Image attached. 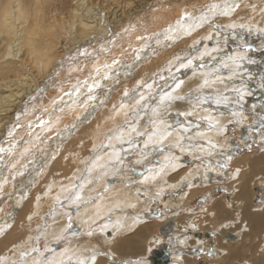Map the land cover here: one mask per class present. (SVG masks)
<instances>
[{
  "label": "bare ground",
  "instance_id": "bare-ground-1",
  "mask_svg": "<svg viewBox=\"0 0 264 264\" xmlns=\"http://www.w3.org/2000/svg\"><path fill=\"white\" fill-rule=\"evenodd\" d=\"M45 1L58 2V8L54 6L53 11L45 12L41 5ZM119 1L123 4L121 5ZM119 1L0 0V148L5 149V151L0 152V174L2 171H6V165L3 166V164L7 157L5 156L3 161L2 155L10 147L12 139H19L20 143L24 145L20 151L16 150L15 153L16 159L13 163L18 168L11 181L12 184H10L9 190H6L0 196L2 204L0 210L5 204L3 212H0V236L5 230L4 224L9 223V226H14L11 235L5 234L0 237V252L4 251V254L8 247H12L16 251L13 253L15 255L19 252V249L31 248V230L36 224L35 213L39 212V208L43 203L62 196L65 201L77 200L79 202L82 199H91L93 195L98 194L99 184H101L99 180L104 181L106 172L108 173L111 169L108 162L114 159L115 154L121 153L118 150V145L114 142L118 136L116 138L112 136L109 139L111 133H113L112 127L117 121L122 120L121 117L113 120V117H117L119 113H124L127 109L125 107L128 105L127 103H134L138 100L137 98L142 97V92L148 86V77L144 78L146 75L173 65L178 60L179 55L187 53L191 50V47L198 45L199 37L204 32L200 33L202 27L211 20H218L222 23L221 26L223 27H214L216 34L219 30L221 32L243 30L241 24L235 22L240 15V11L246 12V14L242 13V19H247L248 22L255 18L264 19V11L258 0H256L257 2L255 0H208L201 7L192 5V2L197 0ZM214 5L215 8H213ZM156 17L160 18L159 23L153 24L152 21ZM168 19L170 20L167 21ZM24 21L28 22L23 23ZM166 21L168 25H166ZM133 24L135 25L131 26ZM245 27L250 31L256 29V25L250 23H246ZM142 28L149 30L145 32ZM209 30H206V32ZM157 31L159 32L157 33ZM198 31L199 33H196ZM124 43H127V45L122 49ZM119 50L121 52H118ZM162 53H165V55L158 58L157 55ZM156 57L157 59H155ZM204 57L205 55L193 59V65L186 69L189 72L185 73L180 80L174 79L164 88L163 92L161 91L162 93L159 94L161 100L166 99L170 92L171 94H178L180 97V93L184 94L183 92L191 90L190 88L197 85V83H204V80L207 83L206 79H211L207 84L220 86L218 90L228 88L229 84L235 86V83L239 81H252L250 75L253 72L248 68H254V66L245 63L243 59L235 58V55L228 58L225 55H218L208 60H204ZM239 57L241 58V56ZM151 60H154L150 63L151 66L147 65ZM26 61L38 68L41 73L40 82H30L32 79L30 74L26 72V66L24 65ZM62 68H66L68 73H79V76H81L80 87L78 86L76 90L69 89L63 93L62 90H65L67 86H62V89L56 88L54 89L56 93L53 94L49 102L45 104L34 102L31 104L34 100H41L39 99L40 96H44L42 91L47 90L48 86H52V79ZM93 68L99 70V74L93 78L90 76L88 78L82 77L84 73ZM228 70L234 72L226 73ZM122 71L125 73L124 76L120 77ZM138 72H143V74L140 75ZM56 82L58 81L56 80ZM71 82L64 84L70 86ZM120 84H128L127 88L124 89V96L114 94V90ZM57 97L58 99H56ZM86 97L87 102L82 99ZM187 97H190V95L181 97V99L184 100ZM226 97H221L220 100H213L212 102L210 97L208 99L204 96L205 101L201 100L197 103L188 101L189 99H185V101L175 99L176 104L162 109L161 112L165 113L166 111V113L161 119L158 118V121L154 124L155 127H158L157 132L153 133L152 136H147L144 139L142 148L137 149L135 152L143 154L150 150L149 147L160 144H165L178 151L163 152L151 164L146 162L147 164L144 165L140 160L136 166H133L134 168L126 170L125 179L156 182L160 177L163 178L164 171H172L173 173L174 170L178 171L177 169L183 168L182 171L175 173L172 178L167 180L168 184L174 187L181 184L183 179L191 181L193 176L201 174L199 172L202 169L196 166L194 168H192L193 166H187L184 159H182V154L179 155V153H187L196 158L208 154L212 150L214 151L215 139L219 137L220 129L228 118L234 117L232 108L235 105L233 103L238 100L237 96L233 94ZM119 98L125 99V102L121 104ZM35 103L40 106L38 107L39 110H42L38 111L36 107V113L32 114L34 113L32 111L36 105ZM231 105L234 106L231 107ZM179 110L181 111L179 112ZM182 112H185V114L182 115ZM41 119L44 121L43 123H41ZM170 125L174 126L173 130L167 129ZM208 125L213 127L208 130H200L195 134L191 133L194 134L191 137L183 135L186 134L185 132L180 134L181 128L187 130L189 127L199 126L203 128ZM54 129L56 131L51 135ZM120 134L122 135V132ZM105 135H107V143L100 146L98 156L93 158L92 163L89 165L91 169L89 174H92V176L86 179V186L81 189L78 188L79 190L67 199L66 196H69L68 191L71 189L69 184L72 178L75 177L76 172L79 171V169H76V172L68 173L72 167L68 165H70V162L80 165L81 161H77V159H80L79 155L82 149L94 148L98 140ZM113 138L115 139L113 140ZM196 138L200 139L195 140ZM226 141L227 139L224 140V142ZM93 142L94 144L91 147ZM73 144H77L78 148L71 149ZM45 146H48L47 152L45 155L43 153V158H40L39 155ZM130 150L134 151V148H130L128 151ZM59 153L60 155L52 163L54 168L50 167L49 169L51 159ZM63 164H65L64 167L61 166ZM59 166L63 168V176L57 175L54 170ZM243 166L246 168H243ZM232 167L234 169L230 175V181L233 182L234 179H239L232 201H236L238 205L242 201L240 214L236 213L237 208L228 207V204L218 196L208 205L200 207L195 214L189 215L191 221L187 225L180 223L181 218L178 217H166L161 224L171 225L173 221H177L181 224V226L177 225L178 232L183 234L186 230L201 233L203 231L210 233L216 231L217 241H215L218 242V247H222V254L217 256L221 263L217 260L211 264H225L231 258L236 259L231 261L232 264L233 261L243 264H264V250L257 252L255 246L258 243L251 241L255 238L260 241L261 230L264 229V205L261 208H255L248 203L250 193L255 191L252 186L250 187L251 180L256 177L255 174L264 173V148L262 151H256L251 157L245 155L244 157L235 158ZM47 168L50 173L46 175V180L48 177L50 178L46 188L36 194L35 200L33 199L31 202L33 208L30 207L28 212L27 202L32 198V190L29 191L30 187L36 180V176L39 173L41 174L40 177L42 174L44 175L48 170ZM39 178L37 179L39 180ZM5 179L6 176L0 181V187L5 185ZM255 181L257 183L260 181L261 184L260 189L255 191L256 194L254 193V196H252L253 199L258 200L259 193L264 189V177H256ZM90 183L91 186L88 185ZM52 186L57 189L56 195L49 192V188ZM164 187L165 185L159 188L163 190ZM17 188L19 192L16 191ZM202 189L193 188V194H197ZM27 194L30 198H27ZM138 197L131 186L123 183L118 187L111 188L107 194L99 197L97 203L89 202L76 213L83 229L86 231L91 229V234L95 236L101 233L99 235H101L103 252L109 251L111 254L117 252L122 255L148 254L154 246L151 240L156 245L164 242L160 235H158L159 237L153 235L154 229L160 223L146 222L142 220L143 218H139L137 213L142 208L151 210L150 205L152 202L147 200V197L144 201L138 199ZM125 205L135 209L137 213L127 215L119 213L115 215L113 221L108 223L104 220L102 225L97 226V224L96 228L93 227L96 220L102 223L101 218L105 214L124 208ZM56 214L59 216L56 227L51 223L46 235L54 233L53 236L58 237L65 232L63 228L67 218L64 217L63 212H57ZM236 217L240 218L241 221L236 223ZM78 229L76 227L75 231ZM227 229L234 234L232 239L228 240L223 237ZM16 230L18 232H14ZM189 234L190 238L181 239L184 248L189 241L191 245H199V243L195 244L197 239H204L193 238L190 232ZM222 239L224 240L221 241ZM76 240L77 243L67 245V249H69L67 252L70 254L69 251L72 253L74 250L78 251V249L84 248L82 251L84 252L83 256L80 254L82 259L75 258L83 264H87L84 257L91 253L89 257H93L92 261L88 259L86 262L88 264H100L98 263L99 257L96 258L92 255L95 254L92 252L95 242L84 237V235L76 237ZM63 250H59L56 259L54 257L51 259H55V262H58V259L63 260V253L66 251ZM217 252L220 251L217 250ZM7 253L9 252L7 251ZM37 254L29 256L24 264H37L39 259ZM72 256L74 257V255H71L68 260L71 261ZM176 257H180V255ZM5 258V256L0 255V264H5ZM7 258L11 260L10 256ZM171 260L176 261L174 256L170 257L169 255L168 264L171 263ZM51 261L47 264H53ZM72 261L70 264H75ZM181 261L182 264H198L187 255L181 256Z\"/></svg>",
  "mask_w": 264,
  "mask_h": 264
},
{
  "label": "rangeland",
  "instance_id": "rangeland-1",
  "mask_svg": "<svg viewBox=\"0 0 264 264\" xmlns=\"http://www.w3.org/2000/svg\"><path fill=\"white\" fill-rule=\"evenodd\" d=\"M30 1H34V0H30ZM207 1L208 0H197L196 2H192V5L201 7L202 5L206 4ZM255 2L257 1L255 0ZM258 2L261 3L262 10L264 11V4H263L264 0H258ZM119 3L121 5L123 4V2H120V1ZM41 5L45 12L53 11L54 6L58 8V2L52 3V2L45 1L41 3ZM242 13L246 14V12L240 11V15L236 19L235 22H239L243 30L241 31L239 30L236 32L235 31L221 32V30H219L218 33L215 34L216 30L214 29V27L221 26L222 23L219 22L218 20L216 21L211 20L208 24H205L206 26L204 25L202 27V30L200 31V33L204 31L202 36L198 34L200 35V37L198 36L199 37L198 45L191 47L190 48L191 50L188 51L187 53L183 55H179L177 57L178 60L173 65L171 66L169 65L165 67L164 69L160 71H156L153 74H148L145 77L143 76L144 78L148 77L147 78L148 86H147V89L144 92H142V97L137 98L139 101L136 100L134 103H130V104L127 103L128 105L125 106L127 108L125 112L117 114V117L116 116L113 117L114 118L113 120H117L116 118H120V117L122 118V120L119 122L117 121L116 124L112 127L113 133H111V136L109 137V139L112 136H115V138L118 136L116 139L113 138V140L115 139L114 142L118 145L117 146L118 150L121 153H118L119 155L115 154V156L113 157L114 159L108 162L109 165L111 166V169L109 171L110 173L106 172V175L104 176V181L103 180L101 181V179L99 180V183H101L102 185L99 184V189H98L99 192H97L98 194L93 195L91 199L86 198V199L80 200L79 202L77 200L65 201L62 196L59 198H53L51 201L43 203L42 206L39 208V212L35 213L36 224H35V227L31 230V237H32L31 248L30 249H27V248L19 249L18 250L19 252H17V254L15 255L13 253H15L16 251H14L12 247H8L5 254H4V251L0 252L1 256L6 257L5 264H24L26 259L29 256H31L32 254H37V253H38L37 254L38 258H39L37 261V264H47L51 260H52L51 263L53 264H70L72 260H74L72 262H75V264H78V263L80 264L81 261H78V260L82 259V257L80 258V256L81 255L83 256L84 252L82 251L84 250V248L78 249L79 253L77 250L76 251L74 250L75 253L74 252L71 253V251H69L70 254L67 252L69 250L67 248L70 244L72 245V243H77V240L75 241L76 237L78 236L80 237L83 235L84 237H87L91 239L93 242H95L94 248L92 250V252H94L95 254H92V255L96 256V258L99 257L100 260L98 263L100 264H105L107 262L109 264H138L142 262H146L147 264H150L148 259L146 258L149 252L148 254L136 253V254H123V255L117 252H113L112 254L109 251L103 252L102 249L104 250V248H103L101 238H100L101 235H99L101 233L98 234L99 236L98 235L95 236L91 234V229L86 231L85 229H83L82 224L79 223V219L77 218L76 213L79 210H81L82 206L88 204L89 202L97 203L99 197L107 194L111 188L118 187L123 183L128 186H131L135 190L137 197L138 196L140 197V198L138 197V199L144 201L146 200V197H147L148 198L147 200L152 202L150 205L151 210L142 208L137 213L135 212V209L131 208L128 205H125L124 208H120L118 210L105 214L101 218L102 223H100L101 221L96 220L95 223L93 224L94 228H96L99 225H102L104 223V220L108 223L110 221H113L116 214L120 213L122 215H127V214L137 213L139 214V218L140 219L143 218L142 220H145L146 222L160 223V225L154 229V233H153L154 236L156 235L157 237H159L158 235H160L161 239L165 241V238L163 237V235L165 236L169 234L167 237H169L170 239L166 241L169 245L167 250L176 259V261L174 262L171 260L170 264H182L183 262L181 261V256H184V255H187L191 259L195 260L198 264H211L213 262H216L217 260H219V263H221V260L217 256L222 254L221 252L222 247H218V242H216L217 241L216 231L213 233L211 232L212 238H210V240L209 238L208 239L204 238L202 240H199L196 238L197 241L195 240L196 241L195 244L199 243V245H193V244L191 245L189 241L185 245L186 247L184 248L182 247L183 242H181V239L185 237L190 238V234L189 232L186 233V231H184V234L182 232H181L182 234L178 232L177 225L181 226L180 223H182L183 225L189 224L188 222L191 221L190 219L191 217H189V215L195 214V212L198 211L200 207L202 208L208 205L218 196L219 198H222L226 204H228V207H232L235 209L237 208L238 210L236 209L237 211L236 213L240 214L241 213L240 210H242L241 209L242 201H240V205H238L236 201L234 200L232 201V196H234V192H236L238 180H239V179L237 180L234 179L233 182L230 181V177H231L230 175L231 173H233L232 170L234 169L232 167V162L235 158L244 157L245 155L251 157L256 153V151L258 152L259 150L262 151V149L264 148L262 147L264 146V33H263L264 32V27H263L264 19L258 18L259 19L258 21V19L255 18V19H252L250 22H248L247 19H242L243 18ZM159 19L160 18L156 17L155 20L152 21V23L153 24L159 23L158 21ZM169 20L170 19H168L167 21ZM167 21H166V25H168ZM25 22H28V21H24L23 23ZM246 23L256 25V29H252L251 31L248 30L245 27ZM134 25L135 24L131 26H134ZM166 25H164V27H166ZM142 30L146 32L149 29L144 30L142 28ZM206 30H209V31L206 32ZM158 32L159 31H157V33ZM196 33H199V31ZM126 45L127 43H124V45H122V49ZM206 50L207 52L205 53ZM118 52H121V50H119ZM165 53L159 54L157 55V57L158 58H160L161 56L163 57ZM203 55H205L204 60L206 59L208 60L209 58L218 56V55H222V56L225 55L226 58L232 55H235V58L243 59L245 63H249L250 65L254 66V68H248V69H251L250 70L251 72H253V74L250 75L251 76L250 78H252V81H244V80L239 81L235 83V86H231L229 84V86L226 85L228 86V88L218 90L220 86L209 85L207 83L211 79H206L207 83L204 80V83L199 82L197 83V85H194L192 88H190L191 90L187 92H183L186 95L180 93V97H179L178 94L175 95V94H171L170 92L169 96L166 99L161 100V97L159 96V94L164 91V88H166V86H168L171 82H173L174 79L180 80L181 77L185 75V73L189 72L186 69L189 66L191 67V65H193L192 60L193 59L195 60ZM239 56H241V58ZM157 57L155 59H157ZM154 60L149 61V63L147 62L148 63L147 65L151 66L150 63H152V61ZM24 65L26 66V72L30 74V78L32 79V81L30 82L31 83L40 82L41 73L38 70V68L35 65L31 64L29 61H26ZM240 70H244V69H240ZM99 72H100L99 70L93 68L92 70H89L88 72L84 73L82 77L88 78L90 76L91 78H93L95 75L99 74ZM230 72H234V71L228 70V72L226 73H230ZM142 74L143 72L140 73V75ZM73 76L74 78H72ZM57 78L60 80H58ZM80 78L81 76H79V73H68L66 68L60 69V71L56 74L54 79H52V83H53L52 86H48L47 90L42 91L44 92V96L42 97L41 95L40 98L37 97L41 99L42 101L37 99L36 101L35 100L32 101L31 104H33L34 102H36L37 104L39 102L41 104H45L49 102L53 94L56 93V90L54 89L56 88L62 89L63 88L62 86H67L65 90H62V93L68 91L69 89L76 90L78 86L81 84ZM56 80L58 82H56ZM69 82H71L70 86H68V84L65 85L66 83H69ZM127 86L128 84L118 85L116 89L114 90V94L115 95L120 94V96L121 95L124 96L125 95L124 89L127 88ZM187 94L190 95V97H187L185 99L186 100L189 99L188 101H195L196 103L201 102V100L206 99L204 98V96L207 97L208 99L210 97V99H212V102L213 100L218 101L221 99V97L231 96L232 94L234 96H237V99H238L236 103H233L235 106L231 105V107L234 106L232 108L234 110L233 111L234 117L228 118L224 126L220 129L221 132L219 133V137L215 139L216 144L219 146L214 144V147H213L214 151L212 150L210 153L205 154L201 157H196V158L190 156L187 153L184 154V153L178 152L179 155L182 154L181 155L182 159H184V162H186L187 166H191V167L193 166L192 168L196 166L202 169V171L199 172L201 174L195 177L193 176L191 181H186V179H183L181 184H179L178 186H174V187L169 185L167 180L169 178H172L175 173L182 171L183 168H181L180 170L177 169L178 171L174 170L173 173L172 171L170 172L164 171V174L162 175L163 178L160 177L159 179L156 180V182L152 181L153 184L150 181L140 182L138 180L137 181L136 180L135 181L126 180L125 179L126 170L134 168L133 166H136V164L140 160H142V163L144 165L147 164L146 162H148V164L149 163L151 164L163 152L178 151V150H173L172 148H170V146H167L165 144H160L154 147L152 146L149 147L150 150L144 152L143 154L135 152L137 149L139 150L140 148H142L144 139L147 136H152L153 133L157 132L158 127H155L154 124L158 121V118L161 119L162 116H164V114L166 113V111L165 113L161 112L163 111L162 109L172 107V105L176 104L177 101H181V100L185 101V99L183 100L181 99V97H186L188 96ZM60 95L62 94L60 93ZM56 99H58V97ZM82 99L83 100L85 99L86 101L87 97L82 98ZM124 100L121 99L120 103L122 104L123 102H125ZM37 104L34 106V109L32 111L34 113L31 112L32 114L36 113V110H35L36 107L37 108L40 107V106H37ZM37 110L40 111L42 109L39 110L38 108ZM180 111L181 110H179V112ZM184 114L185 112L182 115ZM212 127L213 126H210V125L203 127V128H200L199 126L197 127L194 126L192 128L189 127L187 130L181 128L180 134H183L185 132L186 134H183V135L185 136L188 135V137H191V136H194V134L200 130L201 131L208 130V129H211ZM112 128H111V131H112ZM167 129L173 130L174 126L170 125ZM55 131L56 129L52 130L51 135ZM120 132H122L123 136L120 134ZM241 132L243 135H241ZM191 133H194V134H191ZM197 139H200V138H196L195 140ZM226 139L227 141L224 142V140ZM106 140H108L107 135L99 139L98 143L94 146V148L82 149L79 155L80 159H77V161H81L80 165L70 162V165L68 166L69 167L72 166V167L70 168L71 171H69L68 173H71L75 171L76 169H79V171L78 173L75 171L76 175L71 180V182L72 181L73 182L72 183L70 182L69 184V186L71 187L70 191H68V194L70 197L67 195L66 198L67 197L71 198V196L74 195L76 191L81 189L83 186H86L87 184L86 179L92 176V174L91 175L89 174L91 170L89 165L92 163L93 161L92 159L98 156V153L100 152V146L105 145L107 143ZM93 144L94 142L91 144V147ZM76 145L77 144H73L71 149H75V148L77 149L78 146ZM23 146L24 145L20 143L19 139H12L10 143V147L7 148L5 154L2 155L3 161H4L5 156L7 157V159L4 161V164H3V166L6 165V171H2V173L0 174V181L2 180L3 177L6 176L5 185L0 187V196L4 194L6 190H9L10 184H12L11 181L18 168L17 165L13 163L16 159L15 153H16V150L20 151L23 148ZM47 148L48 146L43 147L44 152L42 151V153L39 155L40 158L44 157L43 153L44 155L46 154ZM130 148H134V151L133 150L128 151ZM60 153L56 157L51 159L52 160L51 164L48 166L49 169L50 167L52 169L54 168L52 163L60 155ZM61 166L64 167L65 164ZM94 168H97V167H94ZM243 168H246V167L243 166ZM49 169L44 173V175L42 174L41 177H40L41 174L39 173L36 176V180L32 183L30 187L29 191L32 190L31 191L32 198L29 199V201L27 202L28 212H29L30 207L33 208V206H31V202L33 199L35 200L34 197L36 196V194H39V191H43L46 188V184L48 183V180L50 178L48 177L46 180V175L50 173ZM54 170L57 172V175L58 174L64 175V171L62 167L59 166L58 168ZM255 176L257 178L264 177V173H260V174L258 173V174H255ZM256 177H253V179L250 182V187L252 186V188H254V186L257 184V181H255ZM37 178H39V180ZM35 183H37L36 184L37 187L35 186ZM88 185L91 186L92 184L90 183ZM164 185L166 188L164 187L163 190L159 188ZM193 188L194 189L203 188V189L200 190L197 194H193ZM16 191L19 192V189L17 188ZM49 192L52 193L53 195H56L57 189L54 186H52L49 188ZM254 193L253 192L250 193L251 196L249 197L248 203L254 206L255 208H261L264 205V189L261 190V192L259 193L260 196L258 200L253 199L254 197L252 196H254L253 195ZM28 194H27V198H30ZM158 194L161 196H159ZM0 205H2L1 202H0ZM3 208H5V204H3ZM3 208L0 210V212H3ZM57 212H63L65 215L64 217L67 218V221H65V226L63 228L65 232L63 230L64 234L62 233L63 235L60 234L58 237L53 236L54 233L50 235H46V231L48 227L51 225V223H53L56 227L57 218L59 217L56 214ZM141 213H143V215H141ZM166 217H170V218L178 217V218H181V221L180 223H178L177 221H173L172 222L173 226L172 224L162 225L161 223L164 222V219ZM240 221L241 219L236 217V223ZM4 226H5L4 228L5 230L0 237H3L5 234L11 235V231L14 228L13 225L9 226V223L4 224ZM7 226L8 228H6ZM161 226L165 228L166 231H164V229ZM76 227L77 229L79 228L77 231H75ZM161 229H163L164 231L163 234L161 233L162 232ZM262 230L260 234V237L263 238V239L260 238V241L262 240L261 243L256 238L254 240L251 238L252 239L251 241L258 243L255 246V249L257 250V252L264 250V231ZM171 231H175V234L174 235L173 233L170 234ZM227 231H231V230L227 229L226 232ZM14 232H18V230ZM203 232H207V231H203ZM190 233L192 234V232ZM223 240L224 239H222L221 241ZM151 241L153 242L154 246H157L153 240ZM63 249L66 251H64ZM59 250L60 251L63 250L65 252L63 253V260L58 259V262H55V259L58 257L57 254L60 252ZM217 250L220 252L218 253ZM7 251L9 253H7ZM71 255H74V257L72 256L73 259L70 261L68 259ZM177 255H180V257H176ZM8 256L11 257L10 258L11 260L7 258ZM89 256H91V253L87 257L86 256L84 257L85 263L87 264L88 262L86 261L88 259L90 261H92L93 259V257H89ZM52 257H54L55 259L54 260L51 259ZM232 260H236V259L231 258L229 259L230 262L226 261L225 264H232L231 262Z\"/></svg>",
  "mask_w": 264,
  "mask_h": 264
},
{
  "label": "water",
  "instance_id": "water-1",
  "mask_svg": "<svg viewBox=\"0 0 264 264\" xmlns=\"http://www.w3.org/2000/svg\"><path fill=\"white\" fill-rule=\"evenodd\" d=\"M193 29H194V27H193ZM124 73L125 72L122 71V73L120 74V77L124 76ZM241 135H243L242 132H241ZM260 185L261 184L259 181L257 183V185L254 186V190L258 191L260 189ZM188 232H191V231L186 230V233H188ZM192 235H193V237H197V238H212V234L210 232L201 233V232H197V231H192ZM223 237L229 240V239H232L234 237V234L227 231V232H225ZM146 258L148 259L150 264H168L169 263V253H168L166 245L163 242H160L157 246H155L151 249V251L146 256ZM233 264H243V263L233 261Z\"/></svg>",
  "mask_w": 264,
  "mask_h": 264
},
{
  "label": "crops",
  "instance_id": "crops-1",
  "mask_svg": "<svg viewBox=\"0 0 264 264\" xmlns=\"http://www.w3.org/2000/svg\"><path fill=\"white\" fill-rule=\"evenodd\" d=\"M163 219H164V218H163ZM163 219H162V220H163ZM165 225H166V224H165ZM162 228H163V227H162ZM163 229H164V231H166L165 228H163ZM163 229H161V231H162L161 233H162V234L164 233ZM172 233H173V235H174V234H175V231H171V232H170V234H172ZM168 235H169V234H167V235H165V236L163 235V237L165 238V241H164L165 243H164V242H163V243L166 245L167 249H168V246H169V245H168V243H167L166 241L170 239L169 237H167ZM178 245H179V244H178ZM168 253H169V252H168ZM169 255H170V257L172 256L170 253H169ZM171 259H172V258H171Z\"/></svg>",
  "mask_w": 264,
  "mask_h": 264
},
{
  "label": "snow or ice",
  "instance_id": "snow-or-ice-1",
  "mask_svg": "<svg viewBox=\"0 0 264 264\" xmlns=\"http://www.w3.org/2000/svg\"><path fill=\"white\" fill-rule=\"evenodd\" d=\"M213 8H215V5L213 6ZM44 121L41 119V123H43ZM17 127H18V125H17ZM3 151H5V149H3V148H0V152H3ZM81 264H83V262H81Z\"/></svg>",
  "mask_w": 264,
  "mask_h": 264
}]
</instances>
